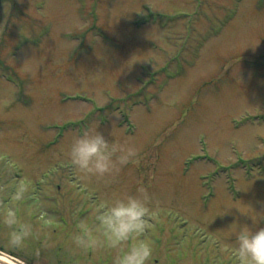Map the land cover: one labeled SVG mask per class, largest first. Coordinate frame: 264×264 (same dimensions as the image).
I'll list each match as a JSON object with an SVG mask.
<instances>
[{
  "label": "rangeland",
  "instance_id": "374dc122",
  "mask_svg": "<svg viewBox=\"0 0 264 264\" xmlns=\"http://www.w3.org/2000/svg\"><path fill=\"white\" fill-rule=\"evenodd\" d=\"M84 128L136 155L83 176L67 150ZM141 192L149 264H247L231 232L264 217V0H0V214L38 234L15 250L0 228V255L108 264L72 237Z\"/></svg>",
  "mask_w": 264,
  "mask_h": 264
},
{
  "label": "clouds",
  "instance_id": "9594fccd",
  "mask_svg": "<svg viewBox=\"0 0 264 264\" xmlns=\"http://www.w3.org/2000/svg\"><path fill=\"white\" fill-rule=\"evenodd\" d=\"M67 155L72 166L83 176H104L126 165L136 155V150L110 142L98 129L84 128L72 137ZM11 189L9 198L20 204L28 195L30 186L18 183ZM148 199V195L141 192L110 200L94 217L98 225L96 230L81 222L72 243L85 251L98 247L110 250L112 264H149L153 248L149 241L141 239L147 227ZM241 213L250 217L252 224L236 223L232 229L238 251L247 264H264V227H258L264 217ZM0 228L7 229L4 241L8 248L15 250L24 249L38 235L35 226L23 221L11 206L0 214Z\"/></svg>",
  "mask_w": 264,
  "mask_h": 264
},
{
  "label": "bare ground",
  "instance_id": "6f19581e",
  "mask_svg": "<svg viewBox=\"0 0 264 264\" xmlns=\"http://www.w3.org/2000/svg\"><path fill=\"white\" fill-rule=\"evenodd\" d=\"M0 261H3V262H5V263H7V264H17V263H15L13 260L8 259V258H6V257H4V256H2V255H0Z\"/></svg>",
  "mask_w": 264,
  "mask_h": 264
},
{
  "label": "trees",
  "instance_id": "16d2710c",
  "mask_svg": "<svg viewBox=\"0 0 264 264\" xmlns=\"http://www.w3.org/2000/svg\"><path fill=\"white\" fill-rule=\"evenodd\" d=\"M158 244L160 245V242H157V245H158ZM104 253H105V251H104ZM99 258H100V256H99ZM107 258L110 259V260L108 261V264H109V262L112 263V258H113V257H112V256H108Z\"/></svg>",
  "mask_w": 264,
  "mask_h": 264
},
{
  "label": "water",
  "instance_id": "95a60500",
  "mask_svg": "<svg viewBox=\"0 0 264 264\" xmlns=\"http://www.w3.org/2000/svg\"><path fill=\"white\" fill-rule=\"evenodd\" d=\"M0 264H7V263H5V262H3V261H0Z\"/></svg>",
  "mask_w": 264,
  "mask_h": 264
},
{
  "label": "flooded vegetation",
  "instance_id": "af4514ba",
  "mask_svg": "<svg viewBox=\"0 0 264 264\" xmlns=\"http://www.w3.org/2000/svg\"><path fill=\"white\" fill-rule=\"evenodd\" d=\"M171 262L175 263V262H176V260L174 259V260H172Z\"/></svg>",
  "mask_w": 264,
  "mask_h": 264
}]
</instances>
